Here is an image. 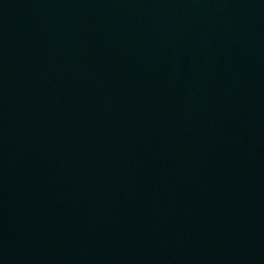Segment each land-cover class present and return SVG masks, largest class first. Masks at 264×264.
Wrapping results in <instances>:
<instances>
[{"label":"water","instance_id":"water-1","mask_svg":"<svg viewBox=\"0 0 264 264\" xmlns=\"http://www.w3.org/2000/svg\"><path fill=\"white\" fill-rule=\"evenodd\" d=\"M0 264H264V0H0Z\"/></svg>","mask_w":264,"mask_h":264}]
</instances>
